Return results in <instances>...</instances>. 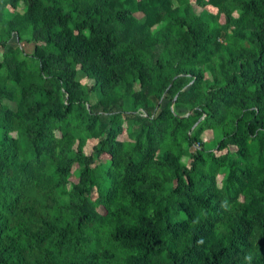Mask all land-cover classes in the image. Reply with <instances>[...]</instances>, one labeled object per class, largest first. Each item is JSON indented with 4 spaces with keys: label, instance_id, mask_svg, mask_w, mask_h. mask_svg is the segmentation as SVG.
I'll list each match as a JSON object with an SVG mask.
<instances>
[{
    "label": "trees",
    "instance_id": "obj_1",
    "mask_svg": "<svg viewBox=\"0 0 264 264\" xmlns=\"http://www.w3.org/2000/svg\"><path fill=\"white\" fill-rule=\"evenodd\" d=\"M0 264H264V0H0Z\"/></svg>",
    "mask_w": 264,
    "mask_h": 264
},
{
    "label": "rangeland",
    "instance_id": "obj_2",
    "mask_svg": "<svg viewBox=\"0 0 264 264\" xmlns=\"http://www.w3.org/2000/svg\"><path fill=\"white\" fill-rule=\"evenodd\" d=\"M195 8H196V10L197 11H200L201 10V7L200 6H198L197 4H195ZM11 10H10V12H11V15L13 14H15L16 13V11L15 10H13V8H10ZM142 14L141 13H137V16H141ZM14 42V41H13ZM20 45H22L25 49H26V51H32L33 50V45L31 44V43H28V42H23V43H20ZM82 76V74L80 73L79 74V77H81ZM9 105H11L12 107H14L15 106V104H14V102H11V101H6ZM122 138H126V135H124V136H122ZM203 139L205 140V143H206V145L208 146V147H213V146H215L216 145V138L213 136V132H212V130H206L204 133H203ZM184 161H186V162H189V158L188 157H184ZM75 174H74V176H76V174H77V169L75 170ZM74 178V177H73ZM219 182H221V177H219Z\"/></svg>",
    "mask_w": 264,
    "mask_h": 264
},
{
    "label": "water",
    "instance_id": "obj_3",
    "mask_svg": "<svg viewBox=\"0 0 264 264\" xmlns=\"http://www.w3.org/2000/svg\"><path fill=\"white\" fill-rule=\"evenodd\" d=\"M199 123V121L197 123H195V125L193 126V128Z\"/></svg>",
    "mask_w": 264,
    "mask_h": 264
}]
</instances>
